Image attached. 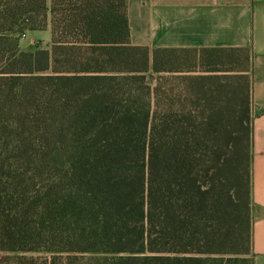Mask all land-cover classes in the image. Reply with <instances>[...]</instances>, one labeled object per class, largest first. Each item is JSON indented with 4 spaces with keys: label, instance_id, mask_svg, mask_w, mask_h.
Listing matches in <instances>:
<instances>
[{
    "label": "trees",
    "instance_id": "16d2710c",
    "mask_svg": "<svg viewBox=\"0 0 264 264\" xmlns=\"http://www.w3.org/2000/svg\"><path fill=\"white\" fill-rule=\"evenodd\" d=\"M48 16L50 50L22 51ZM159 64L130 44L127 0H0L1 252L254 264L249 77L174 100L153 96Z\"/></svg>",
    "mask_w": 264,
    "mask_h": 264
},
{
    "label": "crops",
    "instance_id": "0c3cea01",
    "mask_svg": "<svg viewBox=\"0 0 264 264\" xmlns=\"http://www.w3.org/2000/svg\"><path fill=\"white\" fill-rule=\"evenodd\" d=\"M46 4L49 8L50 0ZM127 18L130 44L149 50L151 66L161 63V69L150 70L153 96L159 88L178 100L194 95L188 88L193 82L206 86L224 77H249L251 250L254 264H264V0H127ZM23 41L24 50L35 43L49 50V16L44 29L28 31ZM242 52L246 59L240 69ZM180 53L195 57L186 67H176L179 59L172 56Z\"/></svg>",
    "mask_w": 264,
    "mask_h": 264
},
{
    "label": "rangeland",
    "instance_id": "374dc122",
    "mask_svg": "<svg viewBox=\"0 0 264 264\" xmlns=\"http://www.w3.org/2000/svg\"><path fill=\"white\" fill-rule=\"evenodd\" d=\"M28 31H25L24 33L26 34ZM24 39H22L20 37L19 39V45L21 44H24ZM36 45H32L30 46L29 48L25 49L24 48L22 49V47L20 46V49L22 51H29V50H32L33 48H39L38 46V43H35ZM41 45V47H46L44 46L42 43L39 44ZM50 47H51V44L49 46V50H50ZM194 55L191 54V53H180V54H176V55H173L172 56V60L174 59H179L178 63L175 61L174 65L176 67H186L193 59H194ZM239 58H240V69L242 68V65H241V60L242 59H246V53H241L239 54ZM180 62H183V63H180ZM174 65H172L174 67ZM149 84H150V81H149ZM252 209V208H251ZM20 256H27L26 254H21V253H4V252H1L0 251V264H19L18 263V259L20 258Z\"/></svg>",
    "mask_w": 264,
    "mask_h": 264
},
{
    "label": "built area",
    "instance_id": "2783aa9c",
    "mask_svg": "<svg viewBox=\"0 0 264 264\" xmlns=\"http://www.w3.org/2000/svg\"><path fill=\"white\" fill-rule=\"evenodd\" d=\"M25 36H26V34H25V33H23V34H21V35H20V37H21L22 39H24V38H25Z\"/></svg>",
    "mask_w": 264,
    "mask_h": 264
}]
</instances>
